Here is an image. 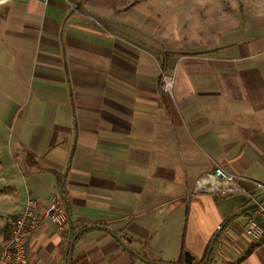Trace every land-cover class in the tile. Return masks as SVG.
I'll use <instances>...</instances> for the list:
<instances>
[{"label":"crops","instance_id":"crops-1","mask_svg":"<svg viewBox=\"0 0 264 264\" xmlns=\"http://www.w3.org/2000/svg\"><path fill=\"white\" fill-rule=\"evenodd\" d=\"M71 1L79 13L65 0L0 4V127L12 131L0 140L9 170L0 172L9 185L0 190V248L36 198L28 264H67L74 232L93 225L128 238L147 261L92 228L71 264H201L223 224L205 264H264V240L241 232L251 211L225 224L249 196L193 193L219 166L251 196L264 194V12L180 45L139 10ZM52 199L63 204L62 229L43 219Z\"/></svg>","mask_w":264,"mask_h":264},{"label":"rangeland","instance_id":"rangeland-1","mask_svg":"<svg viewBox=\"0 0 264 264\" xmlns=\"http://www.w3.org/2000/svg\"><path fill=\"white\" fill-rule=\"evenodd\" d=\"M111 9L143 12L142 18L159 28L162 39H171L181 45L209 42L233 27H243L244 23L254 21L259 12H264V0H112ZM164 51L160 49L156 54L158 64ZM11 135L8 127H0V140ZM5 164L7 160L0 154V172L4 168L9 171ZM6 189H9L8 184L0 186V190ZM4 218L5 212L1 211L0 220Z\"/></svg>","mask_w":264,"mask_h":264},{"label":"built area","instance_id":"built-area-1","mask_svg":"<svg viewBox=\"0 0 264 264\" xmlns=\"http://www.w3.org/2000/svg\"><path fill=\"white\" fill-rule=\"evenodd\" d=\"M8 1L11 0H0V4ZM42 1L44 3L48 2V0ZM65 4L71 11L79 13L78 7L71 0H65ZM159 57L161 58V55ZM159 66L161 68L160 63ZM172 87V76L164 73L161 69V89L165 93L171 94ZM258 187L263 188L261 184H258ZM193 193H211L226 196L247 194L250 200L255 199V196H251L240 185L235 175L219 166H216L210 172L200 175L195 180ZM37 205L38 200L36 198L29 199L24 211L10 221L9 236L0 248V264H28L26 243L36 231L40 220L37 213ZM43 219L54 222L60 229L63 228L67 218L60 200H51V203L43 213ZM241 232L253 241L264 240V203L258 204L251 210L249 216L243 223Z\"/></svg>","mask_w":264,"mask_h":264},{"label":"water","instance_id":"water-1","mask_svg":"<svg viewBox=\"0 0 264 264\" xmlns=\"http://www.w3.org/2000/svg\"><path fill=\"white\" fill-rule=\"evenodd\" d=\"M264 202V194L260 195L259 197L255 198L254 200H251L247 205H245L242 208H239L237 211H235L230 218H228V220H226L225 224L232 219L233 217H236L238 215H241L243 213L249 212L252 209H254L258 204L263 203ZM224 224L221 226L223 227ZM221 227L219 228V230L216 232V234L212 237V239L209 242L204 260L201 264H205L208 261L209 255L212 251V248L214 246L215 240L219 234V231L221 229ZM92 228H99L102 229L104 231H106L107 233H109L126 251L132 253L133 255H135L137 258L143 260V261H147L146 259H144L141 255L138 254L137 251H135L130 245H129V239L126 238L124 239L123 237L119 236L118 234H116L113 230H111L110 228L106 227V226H101V225H93V226H87L85 228H82L78 231H75L71 241H70V245H69V250H68V254H67V264H71V260H72V251H73V246L75 241L77 240V238L84 233L85 231L92 229ZM187 255V254H186ZM185 261L189 262L190 259L189 258H185Z\"/></svg>","mask_w":264,"mask_h":264},{"label":"trees","instance_id":"trees-1","mask_svg":"<svg viewBox=\"0 0 264 264\" xmlns=\"http://www.w3.org/2000/svg\"><path fill=\"white\" fill-rule=\"evenodd\" d=\"M248 213V212H247ZM9 232H10V230H9ZM9 236V235H8ZM8 238V237H7ZM7 240V239H6Z\"/></svg>","mask_w":264,"mask_h":264}]
</instances>
